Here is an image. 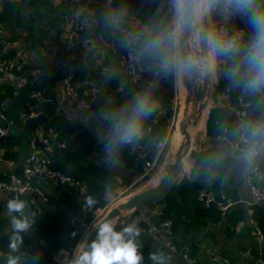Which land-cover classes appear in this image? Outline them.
<instances>
[{"label":"clouds","instance_id":"clouds-1","mask_svg":"<svg viewBox=\"0 0 264 264\" xmlns=\"http://www.w3.org/2000/svg\"><path fill=\"white\" fill-rule=\"evenodd\" d=\"M76 16L116 44L130 65L147 75L126 99L102 97L98 109L79 120L91 121L108 170L119 171L125 152L141 148L157 159L168 157V184L181 179L211 183L233 169L250 173L264 162V0H103L100 8L77 11ZM237 19L242 24L234 23ZM117 74L113 71L107 79ZM221 82L246 101L247 114L222 122L216 128L218 139L205 151L189 156L188 144L177 154L173 138L150 126L160 109L162 85L184 91ZM114 197L108 179L103 199L111 203ZM99 202L87 195L83 207L93 210ZM6 215L10 234L7 251L0 252L4 264H41V254L24 246L36 212L16 197L7 201ZM92 231L95 238L71 257L62 250L61 264H142L141 230L136 223L117 230L112 220L104 219L94 221ZM149 259L152 264H171L173 258L157 250Z\"/></svg>","mask_w":264,"mask_h":264},{"label":"crops","instance_id":"crops-1","mask_svg":"<svg viewBox=\"0 0 264 264\" xmlns=\"http://www.w3.org/2000/svg\"><path fill=\"white\" fill-rule=\"evenodd\" d=\"M102 4L103 2L101 1L94 9L100 8ZM77 11L78 7L74 0H15L14 2L0 0V56L8 59L13 57L12 55L21 54L19 58L21 63L31 70V74L35 78L41 75L39 66L46 62L62 68L61 78L52 85L51 92L53 101L58 108L57 115H63V122L74 126L77 129L76 133L83 129H88L95 139L91 121L82 123L79 120L93 114L98 109L99 102L95 105V109L91 107V109L86 110L78 104L77 100L66 98L61 84L63 76L72 72L79 79L87 77L98 79L102 87V94L96 100L102 97H112L117 101H122L134 90L129 87L130 67L123 59L124 52L116 44L100 35L98 31H93L92 26L84 29L85 36L94 39V43L89 48L79 49L75 60L70 59L69 55L64 52L65 34ZM234 22L242 24L239 19ZM35 36L37 38L32 41ZM59 62H61V65H59ZM113 71L118 74L111 80L107 79ZM25 82L26 79L23 77L22 81L8 84V86L20 92ZM217 94L216 92L215 107L223 108L236 116L234 110L236 107L231 104L230 95L223 94L221 100H219ZM55 117L50 120L47 129L42 125L33 126L32 129L36 127L34 131H31L32 129L26 131L24 128L29 134L21 137L22 147L19 148L18 145H15L11 149L13 152H18L21 149V153L19 156L15 155L16 158L7 160L13 161L18 165L22 164L32 152L31 144L28 142L29 139L30 141L37 139V144L40 145V140L43 136H47L48 131L52 129L57 133L51 124ZM24 121L26 127L28 120L24 119ZM9 128L11 127H8V132ZM74 135L71 136L70 150H56L53 153L52 165L60 170L68 169L74 173V164L69 160V156L74 157L75 155L82 164L91 163L96 165L98 167L97 174H104L102 179L98 181L102 197L103 186L106 180L110 179L115 191V197L112 200L114 201L132 184L141 171L138 163L135 161L134 166H127L124 162L119 171H110L101 161L102 150L99 145L86 157H80L72 147V137ZM217 139L218 135L206 134L202 140V151L212 146ZM7 151L5 148V152ZM259 164L264 170V162ZM0 171H9V167L0 163ZM90 178H94V175H91ZM235 179L237 180L235 186L236 204L228 210L226 215L221 213V219L217 222L212 221L211 218L201 219L199 223L192 221L195 225L189 233L175 231L176 235L173 243L178 246L180 253H174L168 246H163L159 237L153 233L143 231L144 228H147L148 223L152 222L151 217L161 211V206L141 211L130 222L136 223L141 230V236L138 239L140 251L163 250L173 257L171 264H221L219 259L223 257L242 264H264V229H262V236L255 235L251 223V219L255 218L261 225L264 224V202L257 203L253 201L246 174H242L239 179L235 177ZM38 185L41 187L42 193L34 197L28 196L27 199H30L35 205V201H42L40 208L34 207L37 211L42 212L44 209L50 208L51 205L48 204V198L49 195L56 194L53 190L58 184L54 181H44L38 182ZM49 185L50 187H47ZM76 186L78 187L77 197L82 204L81 210L83 213L84 201L81 200L80 193L83 192L86 197L87 187L86 184L81 183ZM204 187L212 188L210 183H207ZM9 196L11 195L0 193V204L4 205L7 203L5 199ZM109 204L107 202V205ZM56 207L53 206L52 208L56 209ZM68 213L69 216L73 215L76 218L82 216V214L74 215L70 210H68ZM140 223H147V226L139 225ZM28 245H31V243ZM43 245L46 246L45 244ZM183 247H188L187 259L183 256V249L181 250ZM54 254L52 252V256ZM51 258L46 259L45 263L52 262Z\"/></svg>","mask_w":264,"mask_h":264},{"label":"trees","instance_id":"trees-1","mask_svg":"<svg viewBox=\"0 0 264 264\" xmlns=\"http://www.w3.org/2000/svg\"><path fill=\"white\" fill-rule=\"evenodd\" d=\"M238 25L239 22H236ZM85 35V33H83ZM37 38L33 37L32 41ZM11 56V55H9ZM15 56V55H12ZM22 76L26 79L20 92H17L12 87L8 85H2L0 87V104L4 100H8L9 104L5 109V112L11 124L9 132L5 137L2 145L8 150L5 152V158L14 159L15 155L19 156L21 149L18 152H13L11 149L13 146L18 145L19 148L22 147V136H27L29 132L24 130L25 121L21 116L22 112L30 113L32 109L39 104L38 100L30 97L33 91H46L52 92V85L60 80L62 75V68L52 64L45 63L39 66L41 75L35 78L31 74V70L27 66H23ZM169 86L168 83L162 85L158 95L160 98V109L157 114V122H150V126L153 131H168L170 120L167 118V114H171V99L174 95V90H167ZM129 87L132 90L138 89L129 80ZM216 92L222 94H229L231 98V104L236 108L240 107L238 95L229 89H227L223 82L220 85H216ZM63 115H57L53 122L55 130L59 135L61 141L66 142V147L64 150L71 149V136L76 133V128L72 125L66 124L63 121ZM237 120L235 114L226 111L223 108H214L212 111L211 120L209 123L208 133L218 135L216 128L224 121H235ZM1 126V120H0ZM36 128V127H35ZM33 128L31 131H34ZM20 133V134H19ZM31 144L30 139L28 140ZM77 156H69V160L74 164V176L76 180L81 184H86V196L93 195L99 199V204L93 210H88L94 212L99 208H104L107 202L103 199L100 190V185L98 183L99 179H102L104 174H97L98 167L94 164L87 163L82 164ZM17 160V159H16ZM123 160L127 166H134V162L138 163L139 169H142V164L129 152H125ZM17 173L20 174L21 171L17 168ZM9 171H0V182L8 179ZM94 175V178H90ZM226 176L227 178H223ZM101 181V180H100ZM236 183L235 175L233 170L230 173H223L220 177L212 180L211 187L215 190L222 189L225 193L226 198L236 201ZM207 184L202 180L190 181L186 179L180 186L174 189V191L161 203L156 206H161V211L158 214L151 217V221L155 223H160L166 219H171L174 223V229L176 232H186L189 233L194 227V222L199 223L201 219L211 218L212 221L217 222L221 219V211L217 205L211 206V208H204L196 199L197 193ZM209 186V185H208ZM56 194L49 195L48 204L51 205L49 209H44L42 212L31 208L32 211L36 212V222L33 225L32 234L26 237L25 245L31 243V237L35 235L38 237L47 248H50L53 253H59L62 250L73 254L76 248L80 245V240L84 235L83 228H77L73 225L70 220L68 210L74 215L82 214V204L79 202L77 197L78 187L76 185L70 184H58L54 187ZM33 195L31 197H34ZM221 199V197H219ZM53 206H57L53 209ZM155 207V206H154ZM153 208V207H152ZM1 210V207H0ZM88 213V214H89ZM139 214V213H138ZM194 221V222H192ZM264 221V219H263ZM264 229V224L261 225ZM139 225L147 226V223H140ZM10 222L8 218L0 215V250L7 251L6 245L8 241V236L10 234ZM263 231V230H262ZM87 233V232H86ZM85 233V234H86ZM24 245V246H25ZM184 248V247H183ZM181 248V250L183 249ZM78 249V248H77ZM155 250L151 249L149 252H142L145 260L149 259V254ZM173 258V257H172ZM41 260L46 259L41 255ZM173 262V259L171 263ZM0 264H4L3 258L0 257ZM54 264H57L54 262Z\"/></svg>","mask_w":264,"mask_h":264},{"label":"built area","instance_id":"built-area-1","mask_svg":"<svg viewBox=\"0 0 264 264\" xmlns=\"http://www.w3.org/2000/svg\"><path fill=\"white\" fill-rule=\"evenodd\" d=\"M5 1L14 2L15 0ZM101 1L102 0H74V3L78 7V11L87 13L89 10L94 9ZM89 26L91 25L83 24L77 16L70 22L64 41V52L69 55L70 59L75 60L79 49H87L94 43L92 37L83 34L84 29ZM20 56L21 54L19 53L8 59H4L0 56V86L22 81L24 69L19 59ZM123 59L130 67V82L134 84L135 87L140 88L147 79L146 73L141 69L132 67L126 53H124ZM61 84L64 96L77 100L78 104L86 110L91 109L93 102L102 94L101 84L98 79L94 77L79 79L72 72H69L63 76ZM180 92L177 94V90L174 89V95L171 99V118L169 119L170 124L167 131L170 136L172 132L175 131L183 110L182 104L184 105L185 95L181 97ZM30 97L38 100L39 104L35 106L29 114L25 112L21 113L22 118L25 120H30L40 114L39 109L44 99V93L42 91H33ZM8 104V100H4L0 104V120L3 123L0 126V163L9 167L8 179L0 182V193L10 194L11 198L19 197L20 199H25L28 196L42 193L38 182L54 181L57 184L79 185L72 171L68 169L60 170L52 165L53 153L56 150L61 151L66 147V143L61 141L59 135L52 129L48 131L47 136L42 137L40 145L37 144V139L31 140L32 152L22 164L18 165L5 158V148L2 142L8 134V127H10L11 124V120L5 112ZM234 110L238 119L243 118L247 114L246 101L240 98V107ZM158 117L159 116H156L154 122H157ZM130 154L142 164L141 171L130 185L133 186L149 176L152 170L157 166L161 157L159 159L155 158L147 148H141L137 152ZM17 168L20 169V174L17 173ZM246 179L253 201L257 203L264 202V170L260 164H258L252 172L246 174ZM84 197V193L81 192L80 198L82 201H84ZM219 197H221V199ZM196 199L206 209L211 208L213 205H217L223 215H226L228 210L236 204L234 200L226 198L222 189L215 190L210 187H203L197 193ZM88 217V209L83 207L82 216L79 218L82 225L88 222ZM251 223L254 228L253 233L262 236V228L258 225L255 218L251 219ZM143 231L151 234L153 233L159 237L163 246H168L174 253H180L178 246L173 243L176 232L174 223L171 219H166L160 223L150 222ZM25 247L32 250V244L26 245ZM182 251L184 258L187 259L189 252L188 247L183 248ZM0 252H4V250H0ZM219 261L221 264H242L238 261H231L226 257L220 258ZM142 264H152V261H147L144 258Z\"/></svg>","mask_w":264,"mask_h":264},{"label":"water","instance_id":"water-1","mask_svg":"<svg viewBox=\"0 0 264 264\" xmlns=\"http://www.w3.org/2000/svg\"><path fill=\"white\" fill-rule=\"evenodd\" d=\"M49 57L51 58L50 54ZM59 65H61V62H59ZM215 93L216 85L213 83H208L195 90L191 88L185 89V101L178 121V131H174L171 134V137L175 141L174 148L177 154L188 144L192 146L191 148H185L189 156L202 151V140L208 133L212 111L215 107ZM100 100L98 99L94 102L92 109H95V105ZM39 110V115L28 120L25 127L26 131H30L36 125H42L47 129L50 120L57 115L58 108L49 91L44 94V99ZM167 118L170 119L171 115L167 114ZM97 146L96 140L88 129H83L72 137V147L82 158L86 157ZM168 171V157L161 156L157 166L149 176L143 181L129 186L106 207L105 215L96 222L98 223L104 219L112 220L117 230H119L121 227L129 224L142 210L150 209L163 202L175 188L186 180L181 179L174 184H168L165 182ZM233 172L237 179L242 175L238 174L235 169H233ZM70 218L75 227H81L82 224L79 218L73 215ZM94 238L95 232L91 228L87 234L83 235L77 248L80 249L90 239ZM31 244L33 251H38L45 259L51 258V249L44 246L42 241L35 235L31 237ZM77 248L76 251L78 250Z\"/></svg>","mask_w":264,"mask_h":264},{"label":"rangeland","instance_id":"rangeland-1","mask_svg":"<svg viewBox=\"0 0 264 264\" xmlns=\"http://www.w3.org/2000/svg\"><path fill=\"white\" fill-rule=\"evenodd\" d=\"M167 90H174L175 88L171 85V84H169V86L166 88ZM180 91H178L177 90V94L179 93ZM181 93V97L182 96H184L185 95V90L184 91H181L180 92ZM183 94V95H182ZM222 96H223V94L222 93H219L218 92V94H217V98H219V100H221V98H222ZM184 99V98H183ZM174 132V131H173ZM172 132V133H173ZM242 181V180H241ZM47 187H50V185L49 186H47ZM9 199H12L11 198V196H9L8 198H6L5 200H9ZM23 200H27V203H28V205H29V207L30 208H33L34 209V207H37V208H40L41 207V202L42 201H40V202H37V201H35V203H36V205L30 200V199H27V198H25V199H23ZM43 200V199H42ZM7 201H5V202H7ZM3 203V202H2ZM30 203V204H29ZM3 206V207H2ZM108 205H106L104 208H101L100 210H96V211H94V212H90L89 213V217H88V222H86L85 223V225H81V227L83 228V231H84V234L86 233V232H88V231H90V229L92 228V226L91 225H93V223H94V221H97L98 219H100V218H102L104 215H105V213H106V207H107ZM0 207H1V210H0V215L1 216H3V217H5V218H8V220H9V217L6 215V203L4 204V205H1L0 204ZM36 210V209H35ZM143 211V210H142ZM39 212V211H38ZM139 214H140V212H139ZM138 214V215H139ZM62 252V251H61ZM61 252H59V253H55L53 256H52V262H50V263H48V264H54V262L55 263H57V264H61V261H62V257H59L60 255H61ZM66 252V251H65ZM76 252V251H75ZM74 252V253H75ZM73 253V254H74ZM73 254H70L69 252H68V255H69V257H71V255H73ZM41 264H47V263H45V261H43V260H41Z\"/></svg>","mask_w":264,"mask_h":264},{"label":"bare ground","instance_id":"bare-ground-1","mask_svg":"<svg viewBox=\"0 0 264 264\" xmlns=\"http://www.w3.org/2000/svg\"><path fill=\"white\" fill-rule=\"evenodd\" d=\"M182 106H184V105L182 104ZM182 106H181V109H182ZM180 113H181V110H180ZM175 131H178V125L176 126ZM88 232H89V231H88ZM88 232H87V233H88ZM87 233H86V234H87Z\"/></svg>","mask_w":264,"mask_h":264}]
</instances>
